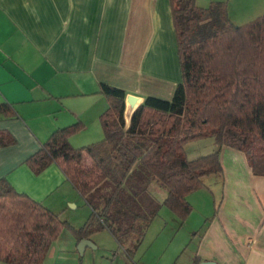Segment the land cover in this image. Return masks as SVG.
<instances>
[{"label": "crops", "instance_id": "0c3cea01", "mask_svg": "<svg viewBox=\"0 0 264 264\" xmlns=\"http://www.w3.org/2000/svg\"><path fill=\"white\" fill-rule=\"evenodd\" d=\"M226 1L197 0V5L206 9ZM242 1L228 2L236 26L259 4L251 0L242 8ZM182 77L170 0H0V104L15 110L14 117L0 114V131L16 140L0 148V181L82 228L92 210L62 170L53 164L36 175L27 159L54 132L78 123L83 129L70 138L73 148L102 141L100 118L109 108L102 84L144 100L171 101ZM221 163L223 175L205 178L204 188L187 197L193 207L189 218L173 215L180 223L172 243L178 242L170 253L162 250L169 253L162 264H196L197 259L199 264H264V176L254 175L246 155L236 149L224 147ZM134 173L130 184L138 211L154 215L138 247L135 236L118 225L122 244L108 229L82 240L64 230L43 264H149L139 249L168 193ZM98 205L102 210L104 203ZM70 207L81 210L83 218L74 220ZM100 223L112 222L102 218Z\"/></svg>", "mask_w": 264, "mask_h": 264}, {"label": "trees", "instance_id": "16d2710c", "mask_svg": "<svg viewBox=\"0 0 264 264\" xmlns=\"http://www.w3.org/2000/svg\"><path fill=\"white\" fill-rule=\"evenodd\" d=\"M228 2L204 9L197 0H170L183 75L171 101L146 98L127 127L126 92L102 84L109 104L100 118L104 139L73 148L70 138L83 129L78 123L54 132L27 159L36 175L53 164L62 170L92 210L82 228L0 181V261L43 264L66 227L79 240L108 229L121 244L114 225L125 227L137 248L154 217L138 211L130 184L137 169L142 181L153 179L167 191L164 206L182 221L193 212L187 197L204 188L205 178L223 175L224 147L243 152L253 174L264 176V15L236 26ZM0 114L14 117L15 110L1 103ZM209 138L217 150L190 160L186 146ZM15 144L11 134L0 131V148ZM106 186H111L108 197L99 193ZM102 218L112 223L104 226Z\"/></svg>", "mask_w": 264, "mask_h": 264}, {"label": "rangeland", "instance_id": "374dc122", "mask_svg": "<svg viewBox=\"0 0 264 264\" xmlns=\"http://www.w3.org/2000/svg\"><path fill=\"white\" fill-rule=\"evenodd\" d=\"M258 1H259L258 6L249 13H247L245 15L246 18L240 20V22L238 23L240 26L246 25L252 22L253 20H256L257 18L264 15V4H261L264 0H258ZM242 3H243L242 8H244V4L246 5V7H248L251 3V0H243ZM240 9H241L240 5H238L237 10L239 11ZM214 143H215L214 139L209 138L202 142H196L191 144V146L188 148V157L199 158L201 156H207L213 153L214 150L213 148L215 147ZM198 154H202V155H198ZM110 187L111 186H106L103 189V191L99 193L104 197L110 196L112 194V192L110 191L111 189ZM79 199L82 198L79 196ZM70 209L71 212L69 214L74 218V220H81V218H83L78 216L81 210L77 213L73 211V208L70 207ZM84 209H87L86 211H88V207ZM173 215L175 214L168 207L164 206L160 216L153 221L152 225L150 226L146 234L144 242L141 248L139 249V253L145 256V259L149 261V264L164 263L167 260V256L172 250L173 246L176 245L178 242V241H174L172 243V240L179 229L178 223H180L178 222V219L175 218ZM173 219H176L177 222H174ZM166 224H168L167 227ZM64 230H68L74 235L71 228L66 227ZM164 248H168L169 253L162 254V250H164ZM193 249L194 247L190 249V252L193 251Z\"/></svg>", "mask_w": 264, "mask_h": 264}, {"label": "water", "instance_id": "95a60500", "mask_svg": "<svg viewBox=\"0 0 264 264\" xmlns=\"http://www.w3.org/2000/svg\"><path fill=\"white\" fill-rule=\"evenodd\" d=\"M145 102L144 99L133 96V95H127L125 103H126V111H125V119H126V125L127 127L130 126L132 116L135 113V111ZM88 241L85 240L83 243H87ZM82 243V244H83ZM203 264H214V263H203Z\"/></svg>", "mask_w": 264, "mask_h": 264}]
</instances>
